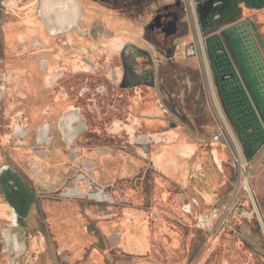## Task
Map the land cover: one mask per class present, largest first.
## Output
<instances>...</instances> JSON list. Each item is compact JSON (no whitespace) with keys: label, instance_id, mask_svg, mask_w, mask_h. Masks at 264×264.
<instances>
[{"label":"rangeland","instance_id":"obj_1","mask_svg":"<svg viewBox=\"0 0 264 264\" xmlns=\"http://www.w3.org/2000/svg\"><path fill=\"white\" fill-rule=\"evenodd\" d=\"M49 1L52 9L58 8L57 11L48 9L50 18L44 15L42 0H39L36 7V17L42 19L48 29L63 24L64 21L63 0ZM76 1L80 11L75 20L82 12L80 1ZM218 2L219 0H146L142 8L143 19L135 23L127 18L129 13L137 10L135 0L125 4L124 0H119L117 5L101 0L89 1L94 6L91 8L98 10L96 14L102 16L112 30L117 31L141 27L159 9L160 19L169 11L175 19L178 18L175 33H171L175 19L171 30H162L168 36L167 43L163 42L160 34V103H164L168 110L165 112V108L160 105V124L170 127L175 122L183 135L186 134L185 142L181 139L178 146L195 144L197 153L202 152L208 157L210 148L214 144L218 146L225 177L223 185L214 189V200L205 201L201 194L189 193V189L172 174L170 178L180 186L174 190L171 188L168 202L162 204L154 199L152 191L149 205L140 208L141 212H150L143 217L130 215L127 211L131 207L123 203L99 205L98 208L91 203L89 206L76 208L71 206V200L40 197L24 218L26 224L17 249H13L12 244L18 243L17 233L22 230L13 229L11 217L0 213V259L6 260L7 264H264V139L255 152L249 151L247 143L242 142L238 128L224 106L225 103L230 104L229 93L223 88L219 91L217 87L208 52L209 34L205 33L208 29L216 28L215 18L218 16L215 15L220 7ZM25 8L12 10L9 5L0 4V82L6 79L9 91L0 101V175L8 166H12L29 177L32 173L27 164L39 160L43 153H38L37 156L17 154L16 150H21L28 143L17 137L14 127L16 128V121L24 114L28 105L34 102L40 105L42 102V94L36 89V78L39 75L46 77L47 82L50 78L54 80L47 85L51 88L47 92L50 94L49 100L62 93L56 71L64 68L67 56L64 55L62 60L59 57L53 75L47 73L48 69L43 70L40 67L37 70L39 74H36L33 66L41 58H47L51 62L52 53L33 47L34 39L40 37L38 34L29 38L20 35L21 30L26 27L20 18L28 17V10L25 11ZM260 12L258 9L259 14ZM257 17H252L257 24L254 29L260 35V38L257 35L255 38L264 50V23L259 24ZM237 20L239 18L236 17L230 22L224 20L218 25L217 32ZM161 26L163 25L160 28ZM30 32L34 31L29 30L28 33ZM227 34L231 36L234 47L238 45L237 49L246 57L242 59L244 65L250 66L249 64L255 62L250 46L252 40L248 34L238 28L228 30ZM190 46L197 47L196 55H188ZM71 53L73 52L68 55H73ZM77 55L74 53V57ZM80 57L85 55L73 59L75 66L72 71L82 65ZM71 79L73 88L76 89L78 79ZM31 90L39 93L36 98L27 99ZM172 100L175 102H171ZM260 102H264L261 96ZM175 106L182 112V117L174 114ZM42 108L45 113L48 107L42 105ZM46 120L44 117L42 122ZM261 127L264 129V121ZM242 130L245 132L243 128ZM189 131L194 136L189 135ZM30 146L34 149L40 145L31 143ZM65 157L69 161L64 168L68 176L72 174V167L75 172L93 174V168L86 159L87 154L79 159L71 153H66ZM37 162L40 167L36 171L39 177L31 179L30 182V188L35 194L46 196V192L62 189L65 181L56 180L55 177L52 180L46 178V171H41L44 163ZM193 166V160L189 163L181 160L174 169L182 172L192 169ZM53 168L56 172V167ZM214 175L216 176L215 172ZM121 194L126 195L124 191ZM186 203L192 204L190 213L184 212ZM1 205L10 209L0 190ZM160 211H163L161 218L154 216ZM65 225L67 236L58 239L57 235L63 232L60 228ZM86 225L92 227L88 234L85 231ZM47 228L51 231L50 235L45 233ZM97 231L100 235L99 241V238H91ZM36 237L40 239L37 250L31 245L36 242Z\"/></svg>","mask_w":264,"mask_h":264},{"label":"flooded vegetation","instance_id":"obj_2","mask_svg":"<svg viewBox=\"0 0 264 264\" xmlns=\"http://www.w3.org/2000/svg\"><path fill=\"white\" fill-rule=\"evenodd\" d=\"M79 1L82 12L75 22L67 27H64L65 24L56 23V26L48 29L46 23L36 17L39 0L26 2L0 0L1 5H9L12 10L26 7L28 17L20 18L21 22H25L26 27L21 30L20 35L29 38L38 34L40 37L34 39L33 47L52 53V61L47 58L39 59V64L33 66L34 71L40 68L48 69L47 73L53 75L59 57L62 60L64 55L67 56L64 68L56 71L62 93L55 99L49 100L50 94L47 92L51 88L47 85L52 84L54 80L50 78L47 82L46 77L39 75L36 78V89L42 94L40 97L42 102L40 105L35 102L28 105L24 114L22 113L16 121V128L14 127L17 137L28 143L21 150H16V153L34 156L43 153V157L27 164L33 176L28 177L19 173L17 168L14 169L12 166H8L0 175V190L10 208L1 205L0 213H6L11 217L13 229L25 228L24 218L28 216L40 197L50 200H71L73 201L71 206L76 208L89 206L88 204L91 203H94L96 208L99 205L111 206L123 203L131 207L127 211L130 215L143 217L150 212L145 210L141 212L140 208L149 205L152 191L154 199L158 204H162L168 202L170 189L174 190L180 186L170 178V174L178 177L179 182L183 183L192 194L202 195L203 191L209 197L214 189L223 185L216 184L217 180L220 181L225 176L220 162L222 156L216 144L210 148L209 157L200 152L198 158H185L188 163L193 160L192 169L176 172L174 167L176 168L184 158L172 152L179 141L186 140L187 136L175 126V122L170 127L160 124V105L164 107V103H160V34L163 42L167 43L168 36L162 30L166 32L173 28L172 22L175 17L171 11L160 19L159 9L148 22L142 23L141 27L117 31L112 30V27L103 20L104 18L96 14L98 11L96 8H91L94 6L89 1L93 0ZM101 1L117 5L119 0ZM131 1L133 0H124V4ZM145 1L135 0L137 10L127 15L131 22L136 23L143 19L142 8ZM237 1L219 0L220 7L215 15L218 16L215 18L216 28L212 33H208V52L219 91L223 88L229 93L230 104H224L226 111L238 128L242 142L247 143L249 151L253 153L262 145L264 135L255 132V135H260L250 145L248 135L245 134L248 131L243 132L242 125L253 126L252 129H255L258 119L264 121V109L260 103V96L264 101L263 65L260 60L255 59V62L249 64L250 66H245L242 59L246 57L237 51L239 50L237 45L234 47L231 36L227 34L228 30L222 29L217 32L218 25L224 21L223 16L221 17L224 8L228 4L236 7ZM42 4L44 15L50 18L49 7L45 5V0H42ZM257 18L258 23L263 24L264 12ZM252 22L256 28V21L252 20ZM160 25L164 27L160 28ZM29 30L34 32L28 33ZM253 33L254 37L257 35L260 38L256 29ZM70 52H73L71 53L73 55H68ZM74 53L78 54L75 57L79 55L85 57H80L82 65L72 71L75 66ZM36 74H39L38 71ZM73 77L78 79L76 89L71 82ZM7 84L6 79L0 82V101L9 92ZM255 87L258 88L257 91ZM31 91L28 92L27 99L36 98L39 93ZM42 105L48 107L45 113ZM164 111L168 112L166 108ZM173 112L178 117L183 116L177 106L174 107ZM44 117L47 120L42 122ZM189 132V135L194 136L192 131ZM31 143L40 145L38 147L40 150L31 149ZM254 145L256 146L253 151ZM66 153H71L77 159L87 154L86 159L88 165L93 168V174L75 172L72 167L70 172L72 174L68 176V172L64 170L69 163L68 158L65 157ZM215 155L219 162L216 161ZM196 159L205 163L201 171L196 168ZM37 161L44 163L41 171H46L44 175L46 178L52 180L55 177L56 180L65 181L62 189L46 192V196L35 194L30 188V182L31 179L39 177V173L36 172L40 170ZM211 161L215 163L216 170L213 172L216 176L212 173V168L207 167ZM54 166L56 172L53 171ZM198 185H202L201 188ZM206 186L207 189H203ZM123 191L126 193L125 196L121 194ZM191 208L192 204L186 203L184 212L190 213ZM50 214L53 215L51 211ZM154 216L161 218L163 211L155 213ZM63 227L60 228L63 232L57 235L58 239L67 236L66 225ZM85 229L87 234L92 231L91 225ZM22 232L23 230L17 233L18 243L12 242L13 249L20 246L19 239L22 240ZM45 233L50 235L51 231L49 232L47 228ZM99 237L97 231L91 238ZM128 237L130 238V235ZM39 240L36 237V242L31 243L33 249L39 246ZM60 249L62 250V247ZM5 261L0 259V264H7Z\"/></svg>","mask_w":264,"mask_h":264},{"label":"crops","instance_id":"obj_3","mask_svg":"<svg viewBox=\"0 0 264 264\" xmlns=\"http://www.w3.org/2000/svg\"><path fill=\"white\" fill-rule=\"evenodd\" d=\"M258 9L261 10L260 13L264 12V0H238L237 1V6L235 7V5L233 4H228L226 8H224L223 13L221 15V17L223 16L224 20L230 22L234 17L239 18V20H237V22L235 23H230L226 26V30H230L233 27H237L240 31L245 32L248 34V37L250 40H252V42L250 41V46H251V52L253 54V58L256 60H260V62L262 63L261 65H263V69H264V50L261 49V46L259 45V42L257 40V38L254 37V28L255 26L253 25L252 22V17L258 16ZM238 46V45H237ZM240 51L241 55L243 56V53ZM245 53V52H244ZM256 91L258 90V88H254ZM262 107H264V102H260ZM261 123L262 121L260 119L257 120V125L255 127V129H252L253 126L250 127H246L245 125H242V128L246 131H248L247 133H245L246 135H248V140L249 144L251 145L253 143V141H255L258 136L261 134L264 135V129L261 127ZM257 129V130H256ZM255 132H259L260 134L255 135ZM197 145H186V146H177L173 149L174 154H178L181 158H198V153H197ZM215 159L217 162H219V159L217 158V156L215 155ZM197 160V159H196ZM196 168L197 170H202L204 168V162H202V160H197L196 163ZM207 167L210 169L212 168V173H214L213 171H215V163L213 161H211ZM221 169V168H220ZM210 170V171H211ZM225 177V176H224ZM224 177L223 179H221L220 181H216V184H222L224 183ZM213 183V182H212ZM203 189H207V186ZM212 195L209 196V198L205 197V194L202 191V196L204 198L205 201H213L214 200V192L212 191ZM144 242V241H143ZM145 245V243H144Z\"/></svg>","mask_w":264,"mask_h":264},{"label":"water","instance_id":"obj_4","mask_svg":"<svg viewBox=\"0 0 264 264\" xmlns=\"http://www.w3.org/2000/svg\"><path fill=\"white\" fill-rule=\"evenodd\" d=\"M54 2V1H53ZM52 2V4H53ZM57 3V2H55ZM45 5L49 7V9H52V5L51 2L49 0H45ZM57 11L58 8H53L52 10ZM62 14H63V24H66V27L69 26L71 23L75 22V18L76 16L79 14L80 11V7H79V3L76 0H63V8H62ZM68 14H70L68 16ZM178 18L175 19L174 21V28L172 30L171 33H175L176 31V22H177Z\"/></svg>","mask_w":264,"mask_h":264},{"label":"built area","instance_id":"obj_5","mask_svg":"<svg viewBox=\"0 0 264 264\" xmlns=\"http://www.w3.org/2000/svg\"><path fill=\"white\" fill-rule=\"evenodd\" d=\"M197 47L195 46H190V49L188 50V55L192 56V55H196L197 54Z\"/></svg>","mask_w":264,"mask_h":264},{"label":"trees","instance_id":"obj_6","mask_svg":"<svg viewBox=\"0 0 264 264\" xmlns=\"http://www.w3.org/2000/svg\"><path fill=\"white\" fill-rule=\"evenodd\" d=\"M213 29H208V31L205 34H208L209 32H212Z\"/></svg>","mask_w":264,"mask_h":264},{"label":"bare ground","instance_id":"obj_7","mask_svg":"<svg viewBox=\"0 0 264 264\" xmlns=\"http://www.w3.org/2000/svg\"><path fill=\"white\" fill-rule=\"evenodd\" d=\"M245 183H246V186L249 187V184L247 182H245Z\"/></svg>","mask_w":264,"mask_h":264}]
</instances>
